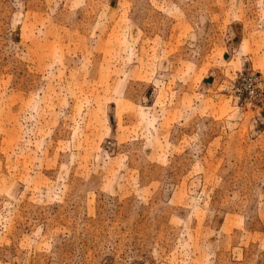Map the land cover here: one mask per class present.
<instances>
[{
	"label": "rangeland",
	"instance_id": "1",
	"mask_svg": "<svg viewBox=\"0 0 264 264\" xmlns=\"http://www.w3.org/2000/svg\"><path fill=\"white\" fill-rule=\"evenodd\" d=\"M263 95L264 0H0V264H264Z\"/></svg>",
	"mask_w": 264,
	"mask_h": 264
},
{
	"label": "built area",
	"instance_id": "2",
	"mask_svg": "<svg viewBox=\"0 0 264 264\" xmlns=\"http://www.w3.org/2000/svg\"><path fill=\"white\" fill-rule=\"evenodd\" d=\"M254 81L256 80V78L253 79ZM262 98L264 99V95L262 96Z\"/></svg>",
	"mask_w": 264,
	"mask_h": 264
}]
</instances>
